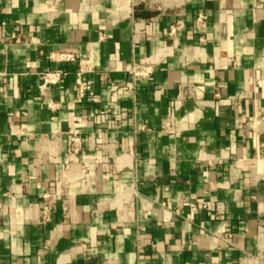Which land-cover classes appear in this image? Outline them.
Wrapping results in <instances>:
<instances>
[{
  "label": "crops",
  "instance_id": "0c3cea01",
  "mask_svg": "<svg viewBox=\"0 0 264 264\" xmlns=\"http://www.w3.org/2000/svg\"><path fill=\"white\" fill-rule=\"evenodd\" d=\"M0 264H264V0H0Z\"/></svg>",
  "mask_w": 264,
  "mask_h": 264
},
{
  "label": "built area",
  "instance_id": "2783aa9c",
  "mask_svg": "<svg viewBox=\"0 0 264 264\" xmlns=\"http://www.w3.org/2000/svg\"><path fill=\"white\" fill-rule=\"evenodd\" d=\"M176 26H172L169 29L170 35L174 34L177 31ZM49 59L53 62L60 64H75L76 69L74 72V86H75V94H76V102L82 103L83 101L93 97L92 92V84L88 80V76L93 72V65L88 60H77L75 56L71 53H59L52 52L49 54ZM153 72V66L151 64L147 65H133L127 72L130 85L133 86L135 82L139 80H146L150 77ZM67 76V72L62 69H57L54 71L43 72L39 76V84L37 86L39 97L43 100L49 98L50 89L59 84L65 77ZM128 88V87H127ZM111 92V97L114 99L122 90L117 85H112L109 88ZM45 106L49 110H55L56 105L48 100L45 102ZM178 109V100H174L170 106V118L173 113H175ZM170 128V123L167 121L163 126V129L168 130ZM143 127H138L137 130L143 131ZM73 139V143L76 144L79 139L76 138L72 133L70 134ZM76 151V149H74ZM54 197L52 192H47L41 196L44 201L42 207V218L46 219L47 214L51 209V201ZM163 206V204H161ZM180 206L186 207L188 209V213L185 215V220L191 221L194 218V215L198 210H205L207 216H211V212L209 211L207 204H196L194 202H188L185 200L180 201ZM230 236L226 237V242L229 241Z\"/></svg>",
  "mask_w": 264,
  "mask_h": 264
}]
</instances>
